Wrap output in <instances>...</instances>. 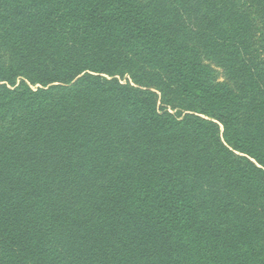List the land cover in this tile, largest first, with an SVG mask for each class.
Here are the masks:
<instances>
[{
	"label": "trees",
	"instance_id": "1",
	"mask_svg": "<svg viewBox=\"0 0 264 264\" xmlns=\"http://www.w3.org/2000/svg\"><path fill=\"white\" fill-rule=\"evenodd\" d=\"M0 264H264V0H0Z\"/></svg>",
	"mask_w": 264,
	"mask_h": 264
},
{
	"label": "rangeland",
	"instance_id": "2",
	"mask_svg": "<svg viewBox=\"0 0 264 264\" xmlns=\"http://www.w3.org/2000/svg\"><path fill=\"white\" fill-rule=\"evenodd\" d=\"M217 72L219 73V79L222 80L223 77H222L221 71L219 69H217Z\"/></svg>",
	"mask_w": 264,
	"mask_h": 264
}]
</instances>
